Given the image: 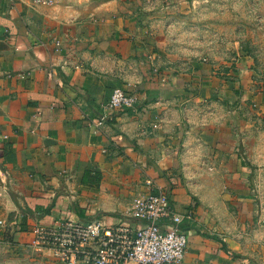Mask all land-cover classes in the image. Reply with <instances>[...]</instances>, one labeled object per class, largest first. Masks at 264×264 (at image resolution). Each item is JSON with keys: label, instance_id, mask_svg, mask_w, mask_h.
<instances>
[{"label": "crops", "instance_id": "crops-1", "mask_svg": "<svg viewBox=\"0 0 264 264\" xmlns=\"http://www.w3.org/2000/svg\"><path fill=\"white\" fill-rule=\"evenodd\" d=\"M169 5L0 0V264H64L33 245L38 223L137 227L134 199L160 191L186 216L179 264H255L264 229L253 227L252 169L264 144L222 103L250 93L220 86L199 49H174ZM117 87L139 101L98 128Z\"/></svg>", "mask_w": 264, "mask_h": 264}, {"label": "rangeland", "instance_id": "rangeland-1", "mask_svg": "<svg viewBox=\"0 0 264 264\" xmlns=\"http://www.w3.org/2000/svg\"><path fill=\"white\" fill-rule=\"evenodd\" d=\"M168 2L164 19L166 29L177 39L174 49H199L217 64L220 86L233 82L236 91L250 93L233 103H222L227 108L240 107L254 133L253 147L264 144V0ZM237 143L248 161L246 149L241 141ZM252 170L253 227L262 225L264 229V165ZM252 260L264 264V236L262 248L260 243L254 244Z\"/></svg>", "mask_w": 264, "mask_h": 264}, {"label": "built area", "instance_id": "built-area-1", "mask_svg": "<svg viewBox=\"0 0 264 264\" xmlns=\"http://www.w3.org/2000/svg\"><path fill=\"white\" fill-rule=\"evenodd\" d=\"M51 4L55 0H32ZM139 97L122 87L113 90L105 113L91 123L102 127L114 112L137 105ZM132 213L142 220L108 224L101 218L82 221L64 218L33 228V245L47 250L64 264H179L188 248L185 215L176 211L166 191L135 198Z\"/></svg>", "mask_w": 264, "mask_h": 264}, {"label": "trees", "instance_id": "trees-1", "mask_svg": "<svg viewBox=\"0 0 264 264\" xmlns=\"http://www.w3.org/2000/svg\"><path fill=\"white\" fill-rule=\"evenodd\" d=\"M102 115V114H101ZM100 115V116H101ZM54 201L51 203V204H48L47 206H44L42 209H43V213L44 214H48L50 211H51V209H52V207L54 206Z\"/></svg>", "mask_w": 264, "mask_h": 264}]
</instances>
